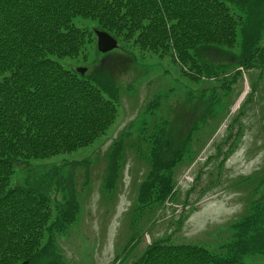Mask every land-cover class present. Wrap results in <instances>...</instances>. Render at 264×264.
<instances>
[{"label":"trees","instance_id":"16d2710c","mask_svg":"<svg viewBox=\"0 0 264 264\" xmlns=\"http://www.w3.org/2000/svg\"><path fill=\"white\" fill-rule=\"evenodd\" d=\"M94 28L109 33L137 59L168 56L193 83L222 82V68L229 65L236 67L234 80L245 74L252 81L250 95L258 89L257 80H264V0H0V264H66L50 243L44 244L53 214L45 191L29 182L12 184V175L16 165L30 159L90 145L114 122L117 87L76 69L89 60ZM211 49L224 51L228 62L207 60L203 53ZM250 72H257L256 78ZM223 83L226 91L233 84ZM194 97L206 102L203 94ZM216 101L210 97L208 105ZM247 103L245 97L231 119L238 128ZM163 137L157 128L146 139L152 143V169L139 194L144 210L175 193L171 168L181 156L172 152L167 162L171 142ZM114 186L106 184L109 191ZM74 203L68 198L67 211L77 210ZM141 208L132 204L128 213ZM252 211L233 223L236 239L226 244V255L159 237L132 264H264L243 260L245 254L264 251V211L257 206ZM67 215L59 212L51 228L62 229ZM133 248L127 242L121 260Z\"/></svg>","mask_w":264,"mask_h":264},{"label":"rangeland","instance_id":"374dc122","mask_svg":"<svg viewBox=\"0 0 264 264\" xmlns=\"http://www.w3.org/2000/svg\"><path fill=\"white\" fill-rule=\"evenodd\" d=\"M77 23L94 26L87 20ZM92 39L89 60L77 63L76 69L84 67L86 75L117 87L114 122L90 145L30 159L16 165L12 175V184L29 182L50 200L53 214L44 244L50 243L66 264H132L159 237L226 255V244L236 239L233 223L255 206L264 211V80H257L258 89L250 95L252 81L250 85L245 74L234 80L236 67L229 65L222 68V82L193 83L167 55L137 59L119 42L101 53L94 32ZM203 54L215 65L229 60L220 50ZM250 73L256 78L257 72ZM223 81L233 83L229 91ZM199 94L206 102L196 101ZM210 97L217 101L208 105ZM245 97L249 103L239 115L238 128L232 118ZM157 128L171 142L167 162L175 151L181 158L171 168L174 195L144 210L139 194L152 169V143L146 139ZM107 183L114 188L109 191ZM68 198L75 199L76 211H67ZM132 204L141 209L128 213ZM59 212H68V221L55 230L51 226ZM127 242L134 248L121 260ZM243 260L264 262V251L245 254Z\"/></svg>","mask_w":264,"mask_h":264},{"label":"water","instance_id":"95a60500","mask_svg":"<svg viewBox=\"0 0 264 264\" xmlns=\"http://www.w3.org/2000/svg\"><path fill=\"white\" fill-rule=\"evenodd\" d=\"M94 32L97 37V49L100 52L105 53L117 47V40L106 31L96 29ZM77 71L84 74L86 69L84 67H78ZM20 264H28V261H23Z\"/></svg>","mask_w":264,"mask_h":264}]
</instances>
